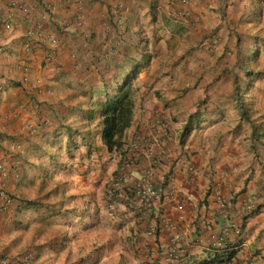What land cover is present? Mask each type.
Listing matches in <instances>:
<instances>
[{"label":"crops","instance_id":"0c3cea01","mask_svg":"<svg viewBox=\"0 0 264 264\" xmlns=\"http://www.w3.org/2000/svg\"><path fill=\"white\" fill-rule=\"evenodd\" d=\"M256 29L264 38V0H0V159L68 132L92 161L89 175H69L71 191L102 167H125L129 196L150 182L159 196L145 214L114 208L132 248L126 264H264V41L253 43L257 70L240 65L236 76L235 63ZM139 45L150 59L123 149L109 151L97 105L105 73ZM43 159L27 172L37 163L44 173Z\"/></svg>","mask_w":264,"mask_h":264},{"label":"rangeland","instance_id":"374dc122","mask_svg":"<svg viewBox=\"0 0 264 264\" xmlns=\"http://www.w3.org/2000/svg\"><path fill=\"white\" fill-rule=\"evenodd\" d=\"M252 32L238 41L235 63H239L237 72H240L236 76L240 73L245 75V70L250 73L257 70L260 51L253 43L258 39L263 42L264 38L261 39L258 29ZM158 40L155 39V43ZM125 58V69L120 75L116 77L117 67L105 73L106 77L110 76L111 82L104 92L112 93L125 72L131 70L130 88L134 96L137 94V80L150 54L144 51L143 45H139ZM178 60L172 58L174 63ZM134 64L142 67L132 70L130 66ZM240 65L246 66V69L243 70ZM234 83L235 90H240L236 86V77ZM203 122L208 123L207 119ZM72 135L73 138L69 139L67 132V138L56 139L55 144L48 143L36 151L9 146L12 149L8 148L4 159H0V264H126L129 261L132 248L128 240L122 239L128 236L117 223L114 209L105 202L108 184L114 173L102 167L99 175L93 174L89 179L86 191H83L80 179L75 182L74 191H71L69 175L73 177L77 173L84 178L92 168L90 158H85L87 146L75 134ZM13 136L21 135L11 134L10 139ZM9 141L13 142L14 139ZM81 148L85 153L80 152ZM34 155L48 157L43 159L46 162L44 173L40 174L37 163V170L27 172L29 162L35 160ZM84 159L89 161L86 169L80 167L85 164L82 162ZM73 160H77L78 166L66 168ZM37 173L42 179H34ZM7 176L11 178L8 184L3 179ZM58 176H62V179H57Z\"/></svg>","mask_w":264,"mask_h":264},{"label":"trees","instance_id":"16d2710c","mask_svg":"<svg viewBox=\"0 0 264 264\" xmlns=\"http://www.w3.org/2000/svg\"><path fill=\"white\" fill-rule=\"evenodd\" d=\"M134 64L132 67H142ZM125 66L116 68V77ZM115 77V78H116ZM131 70L125 72L124 78L115 86L112 93L105 92L103 100L98 102L101 118V140L109 151H120L124 145V134L133 117L134 94L130 88ZM117 79V78H116ZM107 85V84H105Z\"/></svg>","mask_w":264,"mask_h":264},{"label":"built area","instance_id":"2783aa9c","mask_svg":"<svg viewBox=\"0 0 264 264\" xmlns=\"http://www.w3.org/2000/svg\"><path fill=\"white\" fill-rule=\"evenodd\" d=\"M25 11L24 6H17ZM30 32H28L29 34ZM130 186V176L124 166H121L111 178L106 194L107 206L114 209L119 202H126L128 207L136 213L145 214L151 207L154 200L159 196L156 189L150 182H141L130 188L131 195L127 192ZM251 209V205L248 206ZM222 238H216L217 245L221 243Z\"/></svg>","mask_w":264,"mask_h":264}]
</instances>
